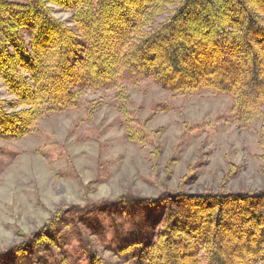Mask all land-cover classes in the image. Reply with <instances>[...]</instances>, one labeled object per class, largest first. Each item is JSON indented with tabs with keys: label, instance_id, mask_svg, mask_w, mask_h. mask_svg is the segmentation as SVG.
<instances>
[{
	"label": "trees",
	"instance_id": "1",
	"mask_svg": "<svg viewBox=\"0 0 264 264\" xmlns=\"http://www.w3.org/2000/svg\"><path fill=\"white\" fill-rule=\"evenodd\" d=\"M54 5L71 12L73 26ZM0 78L13 96L0 99L2 139L31 134L88 90L144 79L174 93L229 95L240 123L262 121L264 0H0ZM134 207L149 227L120 251L136 264H264V190L180 189L70 205L1 250L0 264H68L61 228L78 236L87 264H110L98 251L96 214Z\"/></svg>",
	"mask_w": 264,
	"mask_h": 264
},
{
	"label": "rangeland",
	"instance_id": "2",
	"mask_svg": "<svg viewBox=\"0 0 264 264\" xmlns=\"http://www.w3.org/2000/svg\"><path fill=\"white\" fill-rule=\"evenodd\" d=\"M53 14L74 25L71 12L54 5ZM12 97L0 78V99ZM263 126L264 119L240 123L234 99L221 93H174L150 79L88 90L77 107L47 114L31 134L0 138V251L73 204L165 190H264ZM95 218L104 226L99 253L110 264H136L120 247L146 234V214L134 207ZM58 235L67 263L87 264L78 236L68 228Z\"/></svg>",
	"mask_w": 264,
	"mask_h": 264
}]
</instances>
